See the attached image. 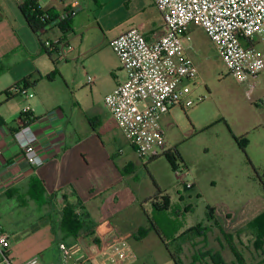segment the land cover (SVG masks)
<instances>
[{"label": "crops", "instance_id": "crops-1", "mask_svg": "<svg viewBox=\"0 0 264 264\" xmlns=\"http://www.w3.org/2000/svg\"><path fill=\"white\" fill-rule=\"evenodd\" d=\"M24 1L0 4V230L10 235V258L14 264H26L33 257L41 264H83L78 259L82 254L89 264L167 263L172 258L155 229L139 236L167 194L154 178L152 183L144 181L131 156L124 157L123 149L117 148L119 139L128 137L104 104L127 78L111 41L132 27L148 39L163 33L159 10L153 0H38L43 8L75 13L71 31L62 39L57 27L43 36L35 34L20 11ZM59 40H66L69 48L66 59L57 62L42 44ZM79 75H86V85L103 99L97 117H87L67 99ZM89 76L94 79L91 85ZM24 79L32 84V97L5 95ZM28 107L35 116L30 126L38 138V152L45 160L38 169L27 163L14 138ZM32 180L44 191L41 200L35 192L36 198L31 195ZM259 199L261 206L264 197ZM73 202L83 223L76 238L60 228L59 212ZM187 215L184 231L190 211ZM210 229L208 237L214 228ZM194 242L202 246L198 250L209 248L203 238ZM62 244H79L81 252L65 260Z\"/></svg>", "mask_w": 264, "mask_h": 264}, {"label": "built area", "instance_id": "built-area-1", "mask_svg": "<svg viewBox=\"0 0 264 264\" xmlns=\"http://www.w3.org/2000/svg\"><path fill=\"white\" fill-rule=\"evenodd\" d=\"M153 1L162 16L163 33L148 39L139 28L132 27L111 41L127 78L104 99L106 109L143 160L169 150L162 116L174 108L187 109L195 104L194 91L202 82L185 45L186 36L194 28L205 32L228 74L237 82L252 88L251 80L264 71V0ZM46 47L56 55L57 62L64 61L69 43L66 40L51 41ZM88 83H94L93 77H88ZM14 86L11 87L13 92L33 96L30 88L15 89ZM29 111L28 107L23 112ZM14 138L30 166L38 169L45 164L38 152L37 135L30 125L17 130ZM174 171L187 190L196 189L194 182L184 179L188 171L177 167ZM261 211L258 202L249 200L237 210L216 209V217L235 228L248 223ZM80 214L78 209L76 215ZM60 249L65 260L81 252L79 244L72 247L62 244ZM10 251V235L0 230V264H14ZM78 259L89 264L82 254ZM26 264L41 262L38 257H33Z\"/></svg>", "mask_w": 264, "mask_h": 264}, {"label": "rangeland", "instance_id": "rangeland-1", "mask_svg": "<svg viewBox=\"0 0 264 264\" xmlns=\"http://www.w3.org/2000/svg\"><path fill=\"white\" fill-rule=\"evenodd\" d=\"M7 1L12 0H0V4ZM185 45L202 83L195 88L194 106L172 109L161 119V124L166 129L169 149L176 147L180 157L176 162L179 165L175 167L189 172L184 179L194 182L196 189L189 191L184 187L174 171L173 159L168 155L143 163L144 160L136 158L130 141L123 136L117 148L123 149L124 157L131 156L144 181L157 180L167 194L160 207L173 204L172 208L177 209L189 205V224L184 231H188L189 240L193 238L191 230L196 226L212 225L214 229L209 234L207 246L221 250L226 264H235L220 227L209 222L208 214L211 208H215V217L216 209H240L249 200L262 203L258 198L264 197V71L251 80L252 88L237 82L228 74L215 46L199 28L186 36ZM91 89L92 86L86 85V75H79L76 88L67 99H72L87 117L94 118L101 114L103 99ZM99 132L102 134L101 130ZM244 139L247 140L245 151L242 147ZM261 206L263 211L264 204ZM216 218L226 233L242 231L240 237H235L236 246L248 263L262 264L264 253L253 247L254 237L247 225L250 221L234 228L227 226L224 219ZM195 244L196 247L188 242L185 255L181 256L182 264H192V254L202 247ZM165 264L176 263L168 260ZM202 264L213 263L207 259Z\"/></svg>", "mask_w": 264, "mask_h": 264}, {"label": "trees", "instance_id": "trees-1", "mask_svg": "<svg viewBox=\"0 0 264 264\" xmlns=\"http://www.w3.org/2000/svg\"><path fill=\"white\" fill-rule=\"evenodd\" d=\"M19 8L22 15L26 19L29 27L37 35H46L49 33L51 28L57 27L62 33V39H65L66 34L71 31L70 23L72 20V15L68 10L65 11L64 14H62L54 8L46 9L41 6L38 0H25ZM42 45L43 48L47 52H49L45 44ZM31 86L32 84L29 82V80L24 79L18 82L14 86V88H31ZM5 95L7 97L20 96L18 92H13L12 88L7 89ZM20 119L22 122V127H26L31 125L35 121V116L30 111L22 112ZM246 145L247 140L244 139L242 142V147L244 151L246 149ZM163 155H168L171 159H173V167L175 168L176 162L180 158L177 152V148H170L169 150L164 152V154L158 157L151 158L150 160L158 159ZM30 185L31 195H33L32 193L35 192L37 198L34 195L33 196L36 199L41 200L44 191L40 183L36 180H32ZM184 187L186 188V186ZM153 199L154 198H151L150 201H152ZM20 200H22V198H20ZM75 206L76 203L74 202L67 204L59 212V216L61 230L64 233L76 238L78 237V235H80L83 229V223L78 219L79 217L75 213ZM189 210V205L185 206L184 208L177 209H174L172 208V206H169L167 204L163 205L162 207H155L153 213L149 218V228L141 229L139 236L143 238L144 236L149 234L153 229H155L159 234L167 251L169 252L172 260L176 264H182L181 256L184 250V244L190 242L192 246L196 247L194 240L197 238H203V240L207 243L208 233L210 232V228L212 227V225L208 227L196 226L191 230L193 238L189 240V238L187 237L188 231L184 232V227L188 223L187 213L189 212ZM214 211L215 208L210 209V213L208 214V220L209 222L213 221V224L215 223L214 225H218L220 227L222 234L226 240V243L229 245L235 257V264H252L248 263L245 255L242 251L238 249L235 243V237H240L242 231H236V234L226 233L224 229L219 225L220 223L218 222V219L214 216ZM247 225L248 229L251 230V233L254 237L252 243L254 249L259 253H264V210ZM196 252L197 255L193 257L194 263L204 262L205 260L210 259L213 264H226L221 250H214L212 248H209L208 250L203 251L196 250ZM261 262L263 264L264 260Z\"/></svg>", "mask_w": 264, "mask_h": 264}]
</instances>
